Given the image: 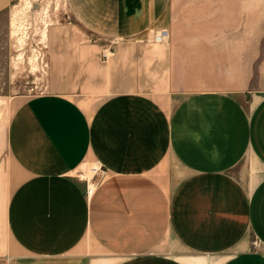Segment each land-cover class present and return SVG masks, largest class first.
I'll return each instance as SVG.
<instances>
[{
    "label": "crops",
    "instance_id": "1",
    "mask_svg": "<svg viewBox=\"0 0 264 264\" xmlns=\"http://www.w3.org/2000/svg\"><path fill=\"white\" fill-rule=\"evenodd\" d=\"M74 1L113 41L0 98V264H264V0Z\"/></svg>",
    "mask_w": 264,
    "mask_h": 264
},
{
    "label": "rangeland",
    "instance_id": "2",
    "mask_svg": "<svg viewBox=\"0 0 264 264\" xmlns=\"http://www.w3.org/2000/svg\"><path fill=\"white\" fill-rule=\"evenodd\" d=\"M75 3L12 0L8 18L6 15L0 19V98L72 91L78 81L80 47L111 45L110 37L79 26L71 11ZM183 17L190 19L187 15ZM204 19L205 16L196 17L198 24ZM214 20L211 16L209 22ZM171 22H178V15L172 16Z\"/></svg>",
    "mask_w": 264,
    "mask_h": 264
},
{
    "label": "built area",
    "instance_id": "3",
    "mask_svg": "<svg viewBox=\"0 0 264 264\" xmlns=\"http://www.w3.org/2000/svg\"><path fill=\"white\" fill-rule=\"evenodd\" d=\"M109 51H111V50H109ZM108 52L106 53H104V57L105 58H107L108 57ZM90 171L91 172H93L94 173V175H96L97 173H99V171H101V168H98V167H92V168H90ZM78 177L80 178V179H82V180H85L86 182H87V196L88 197H90L91 195H93L94 194V192H95V186H96V184H98V183H94V184H92V185H90V183H89V179H88V175L86 174V173H84V172H81L79 175H78Z\"/></svg>",
    "mask_w": 264,
    "mask_h": 264
}]
</instances>
